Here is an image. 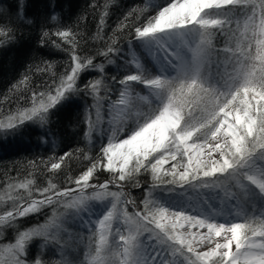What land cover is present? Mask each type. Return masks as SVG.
Returning <instances> with one entry per match:
<instances>
[{"label": "snow or ice", "instance_id": "1", "mask_svg": "<svg viewBox=\"0 0 264 264\" xmlns=\"http://www.w3.org/2000/svg\"><path fill=\"white\" fill-rule=\"evenodd\" d=\"M23 6L21 2L18 15ZM237 8L250 9V12L243 13V28L246 32L249 19L254 21L257 15L256 5L249 4L248 0H233L232 3H221L211 8L203 7L194 0H170L146 24L134 27V34L137 38H145L189 27L206 32L209 25H201L200 21L215 20L217 24L211 28L228 36L224 49L228 51L231 48L228 34L232 33L228 26L233 22L235 13L232 10ZM259 16L264 24V0H260ZM51 19L56 20V16L53 15ZM27 22L31 23L30 20ZM236 26L237 29L241 28L240 19L236 20ZM6 35L8 32L0 28V36ZM50 35L72 45L70 71L55 86V94L34 92L31 97L33 107L10 116L7 124L0 123V128L11 130L26 121L46 124L50 109L69 94L83 93L93 97L95 103L92 107L96 110L95 120L90 114L86 117V137L90 140L93 131H100L103 122L101 108L105 100L109 101L108 114L111 118L108 124L111 126V135L107 145L101 147V155L91 162V166L74 179L68 177V182L75 184V188L61 189L49 182L46 187H36L40 198L32 199L33 180L9 184V189L25 190L28 198L19 194L9 196L12 204L0 212V226L11 227L18 218L37 213L46 206H62L65 209L63 205L71 201L73 196L89 197V201L111 198L110 209L102 218L92 222L95 226L90 228L91 234L88 236L89 251L81 264H109V253L119 257L118 264H264V209L247 214L236 211L232 220L222 222L215 218L221 215L220 212L196 210L193 214L184 208L174 210L154 196L158 191L173 192L189 186L193 190L218 191L222 202L240 201L246 196L242 181L250 182L259 194L264 195V56H260L250 70L242 71L234 84L215 90L211 94L212 108L208 114L200 118L192 116L193 122L188 123L181 119L185 107L184 97L203 91L198 85L188 83L174 86L171 95L165 97L160 95L164 82L157 76H146L140 72L120 80L112 77L123 90L119 92L117 101H111L107 87L103 88L104 95H101L102 80L90 81L83 88L77 87L81 71L93 67L103 72L104 65L93 64V58L82 59L76 54V38L70 30L58 28L51 34L43 31L41 42ZM256 43L264 44V40L257 35ZM53 44L57 48L61 47L55 41ZM115 44L116 41L112 40L107 50L99 54L105 57L115 55L120 50L113 46ZM238 47L240 50L232 53L237 64L247 58L243 55V46ZM170 55L179 59L178 53ZM108 63L113 61L109 59ZM136 67L140 68L139 63H136ZM50 68L51 65L41 70ZM27 79L25 77L21 83ZM134 82L145 84L151 89L161 99V106L142 122L138 121V130L121 140L119 133L124 130V121L132 111L130 105L135 95L132 92ZM135 96L148 102L147 97ZM113 113L116 115L113 116ZM66 158L70 159L71 153L41 163L54 173L62 168ZM170 161L173 163L166 168L165 165ZM100 168L112 174L110 180L92 183L94 174ZM142 172L151 175V184L145 190L141 202L143 207L130 214L126 206L135 204V201L126 195L124 184L131 182L132 188H141L136 177ZM229 181H235V185H230ZM110 185H115L118 190L111 191ZM89 189L92 190L90 193ZM69 209L73 208L65 209V213ZM63 215H58L54 208L45 224L19 232L15 243L0 247V264H71L64 256V246L57 238ZM2 230L0 227V232ZM34 237L43 238L45 243L41 247L57 245L61 259L46 261L42 259L41 253L30 261L27 258V245ZM200 246H207V250H199Z\"/></svg>", "mask_w": 264, "mask_h": 264}, {"label": "trees", "instance_id": "2", "mask_svg": "<svg viewBox=\"0 0 264 264\" xmlns=\"http://www.w3.org/2000/svg\"><path fill=\"white\" fill-rule=\"evenodd\" d=\"M21 2L24 6L18 15ZM166 4L164 0H0V28L8 32V35L0 36V123L7 124L10 116L31 109V97L34 92L55 94V86L59 84L61 77L70 71L72 45L64 43L55 35L45 38L42 43L43 31H49L51 34L59 28L74 33L76 54L82 59L93 58V64L104 65L103 72L93 67L81 71L77 87L83 88L90 81L102 80L101 95H104L103 88L107 87L108 96L112 99L117 96L118 84L112 77L120 80L128 74L139 73L125 65L124 57L129 46L136 43L134 27L146 24ZM234 10L232 11L236 12ZM53 15L56 20L51 19ZM258 15L259 12L254 20L256 22L260 18ZM29 20L31 23L27 22ZM208 30L210 33L206 38L211 41L208 42L210 55L214 60L213 65L216 66L218 61L215 60L211 48L215 42H219V45L223 42H220L221 36H216L218 30L211 27ZM112 40L116 41L113 46L120 48L119 52L107 57L100 55L99 53L106 51L112 44ZM53 41L61 47H55ZM255 48L253 43L248 49L244 61L247 67L257 63ZM109 59H116L117 62L109 64ZM49 65L50 70H41L48 69ZM152 72L153 75L156 74L155 70ZM25 77L28 78L27 81L21 83ZM170 80L176 87L180 86L179 78ZM191 82L190 77L185 78V84ZM44 98L47 99V95ZM107 101L103 103L106 105ZM94 103L91 95L69 94L49 110L46 124L26 121L11 130L0 128V200L18 194L27 199L28 193L25 190L9 189L8 185L29 179L34 181L32 199L40 198L35 191L36 187H46L49 182L55 183L61 189L76 187L68 182V177L74 179L91 166V162L101 155V147L108 143L107 134L104 132L106 129L102 130L101 125L100 131H93L90 140L86 137V117L90 114L95 120L96 110L92 107ZM104 108L106 109V106ZM65 153H71V158H66L62 168L54 173L41 163L49 161L50 158L56 160ZM86 156L89 159H85ZM111 175L102 168L97 169L91 182L96 184L110 180ZM136 179L140 181L141 188H132L131 182H125L124 186L130 192V199L142 207L145 190L151 184V175L142 172ZM54 208L57 214L62 212V206H46L37 213L18 218L11 227L0 226L3 229L0 232V247L14 243L19 232L45 224L52 216ZM82 230H76L78 233L72 238L75 242L79 236L81 242L80 236H83L78 246L85 252L88 246L84 238L88 231ZM44 243L42 238L34 237L27 245V258L31 261L42 253V259L46 261H59V247L55 244L41 247ZM79 249L76 255L69 257L71 264H81L83 261Z\"/></svg>", "mask_w": 264, "mask_h": 264}, {"label": "rangeland", "instance_id": "3", "mask_svg": "<svg viewBox=\"0 0 264 264\" xmlns=\"http://www.w3.org/2000/svg\"><path fill=\"white\" fill-rule=\"evenodd\" d=\"M164 1H166V3L170 2V0ZM196 1L197 0H194V2ZM248 3L255 4L256 13L259 12L260 0H248ZM234 11L236 12H234L233 22L228 26L232 29V33L228 34L230 36L231 48L228 51L224 50L226 47L225 44L228 41V36H225L220 32L216 36H218V38L221 36L219 39L220 42H223V44L219 45V42H215L211 48L214 53L215 60L218 61L216 66L213 65L214 60L210 55V46L206 38L207 35L209 36L210 30H207L206 32L198 31V29L191 27L186 28L185 31H181L179 35H174L171 32H167L166 34L164 32H160L153 36L137 38L136 43L131 44L128 50L124 53L126 60L125 65H129L127 67H132L139 71V73L142 72L146 76H160L168 79L179 78L180 81L184 82L183 84H185V78L187 77H190L192 81L195 80L197 84L194 85H198L199 88L203 89V91L189 93L184 97L185 107L182 116L187 118L190 113L191 116H195L197 118L204 117L212 108L211 94L217 89H223L226 85L234 84L240 78L242 71L251 69L250 66L245 68V59H242L239 64L235 62V57L232 53L240 50L238 45L243 46V55L245 57L249 51L248 49L251 45H253V43L256 45L254 52L255 60L258 61L260 56H264V44L258 45L256 43L257 35H259L261 40H264V24L261 23V18H259L258 22L249 19L248 27L245 32V29L243 28V24L245 22L243 13L250 12V9L241 10L237 8ZM237 19H240L241 21L240 29H237L236 26ZM201 33H204L205 35L203 43H201L200 40ZM174 52L178 53L179 59L170 55ZM163 55L166 56V59L174 58L175 62L173 65L169 66V62L167 60L165 61V59H160V56L163 57ZM112 61L113 63L114 61L117 62L116 59H112ZM136 63H139L140 68L136 67ZM154 70L156 71L155 75L152 74V71ZM116 89L117 96L110 99L111 101H117L119 99V92L123 90V87L116 84ZM205 89H207V91H205ZM132 92L135 95L147 97L148 102L139 100L138 97L134 95L132 104L130 105L132 109L131 114L124 121V130L119 133V138L121 140L130 136L134 130H138V121L142 122L143 119L150 115L154 109L161 106V99H159V97H157L155 93L145 84L134 82L132 85ZM160 95L164 96L163 94ZM106 103V105L103 103V107L106 106V109H103V107L101 108V116L103 118L101 126L102 130L106 129L104 132L107 134V138L109 139V136L111 135V126L108 124V121L111 117L108 114L109 101ZM112 115L115 116L116 114L113 113ZM171 163L173 162L170 161L167 165H165V167H170ZM106 181H100L99 183H104ZM229 183L230 185H235V181H229ZM242 183L244 184L243 191L246 192V196L243 200L233 202V213L236 211H243L247 214L253 212L254 210L259 211L264 209V195L259 194L258 189H256L254 185H251L250 182L242 181ZM109 188L111 191L118 190L115 185H110ZM91 191L92 190L89 189L88 193ZM124 191L130 198V192L125 186ZM204 191L206 190H193L189 186H185L184 188L177 189L173 192L158 191L154 193V196L163 202L165 206H169L174 210L184 208L189 213H193V211L189 210V205L184 203V200L186 199L192 201V206L196 203L203 205L205 201L203 199ZM216 192L219 194L218 191ZM219 197L220 194L218 195V200L220 201L221 209H223L225 205H229L230 202H232V200L222 202ZM206 201V206L215 210L214 203H212L209 199ZM10 202L12 204V200H10L9 197L0 200V212H3L5 208L10 207L11 204H8ZM110 207L111 198H106L102 201L90 200L86 202L83 208L79 210L69 209L66 213L65 209L62 207V212L58 215H65L62 216V228L58 233L57 238L64 246V256L68 260L69 257L71 258V256L76 255L77 250L81 247L78 245H80L83 240V236H80V242L78 236L77 240L73 242V235L78 233L77 231H79V229H83L82 232L86 229L88 231L86 235L89 236L91 234L90 228L95 226L92 222L102 218ZM126 207L127 211L132 214L135 211L140 210L143 205L142 207H139L136 204L130 203ZM232 219L233 217L228 218V221ZM77 226L79 228H77ZM87 236H84L88 246L86 247V251L83 252L82 247L81 250L79 249L83 260L85 258V254L89 251V241H87ZM199 250H207V246H200ZM67 252L69 255H67ZM107 259L109 264H118L119 261V257L113 256L111 253L107 255Z\"/></svg>", "mask_w": 264, "mask_h": 264}, {"label": "clouds", "instance_id": "4", "mask_svg": "<svg viewBox=\"0 0 264 264\" xmlns=\"http://www.w3.org/2000/svg\"><path fill=\"white\" fill-rule=\"evenodd\" d=\"M232 2H233V0H198V4L203 6V7H206V8H211L213 5H217V4H221V3H232ZM200 24L201 25H209V27H211L213 25H216L217 21L205 19V20L200 21ZM204 39H205V35H204V33H201V36H200L201 43L204 42ZM208 42L209 43L211 42L210 39ZM156 78L162 80L164 82V85H165L164 87H162L160 89V94H163L165 97L170 96L171 92L173 90V87L175 86L174 82L170 79H165L164 77L157 76ZM183 83L184 82L181 81L180 85H183ZM191 83L196 84V81L193 80ZM205 91H207V89H205ZM165 103H167V99H165ZM181 119L188 122V123L193 122L192 116L190 113H189L187 118L182 116ZM89 199H90L89 197L81 198L79 196H73L72 200L67 202L63 206L65 207V209L71 207L73 209L79 210V209L84 207V205L86 204L87 201H89Z\"/></svg>", "mask_w": 264, "mask_h": 264}, {"label": "bare ground", "instance_id": "5", "mask_svg": "<svg viewBox=\"0 0 264 264\" xmlns=\"http://www.w3.org/2000/svg\"><path fill=\"white\" fill-rule=\"evenodd\" d=\"M196 3H198V0L196 1ZM186 28L184 29H180V30H169V31H165L164 33L166 34L167 32H171L172 34L174 35H179L181 31H185ZM167 36V35H166ZM156 47V46H155ZM160 51V50H159ZM170 57V56H168ZM160 59L164 60L165 61L167 60L169 62V66L170 65H173V63L175 62V59L174 58H167L166 59V56L163 55V57L160 56ZM218 195L216 191H213V190H206L204 191L203 193V199L206 201L207 199H209L212 203H214V207H215V210H212L210 209L209 207L206 206V203L204 201V204H194V206H192V201L190 200H184V203L189 205V210L191 211H202V212H205V213H208V212H211V211H216V212H220L221 215L215 217L217 220L219 221H222V222H226L228 221V218H231L234 216V213L232 211L233 209V202H230L229 205H225L223 207V209H221V204H220V201L218 200ZM222 210V211H221ZM193 231H198L197 229H193Z\"/></svg>", "mask_w": 264, "mask_h": 264}]
</instances>
